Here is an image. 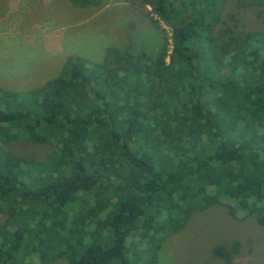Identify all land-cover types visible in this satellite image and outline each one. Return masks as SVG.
I'll use <instances>...</instances> for the list:
<instances>
[{"label":"trees","instance_id":"16d2710c","mask_svg":"<svg viewBox=\"0 0 264 264\" xmlns=\"http://www.w3.org/2000/svg\"><path fill=\"white\" fill-rule=\"evenodd\" d=\"M142 1L171 27L154 55L71 54L39 86H0V264H151L157 236L225 197L264 225V31L221 26L225 0ZM17 139L54 150L27 160Z\"/></svg>","mask_w":264,"mask_h":264},{"label":"rangeland","instance_id":"374dc122","mask_svg":"<svg viewBox=\"0 0 264 264\" xmlns=\"http://www.w3.org/2000/svg\"><path fill=\"white\" fill-rule=\"evenodd\" d=\"M246 7L225 0L220 25L235 32L264 31V9ZM162 30L170 38L171 27L142 0H103L86 7L69 0H0V86L14 91L39 86L55 77L71 54L84 57L88 66L101 62L108 47L152 56L163 41ZM7 148L27 160L45 159L54 150L28 139L12 140ZM233 204L225 197L193 212L179 232L157 236V259L151 264H264V225L256 214L233 215ZM235 243L230 261L214 255L217 246L231 249ZM29 259L38 264L36 256ZM51 264L68 262L61 258Z\"/></svg>","mask_w":264,"mask_h":264}]
</instances>
